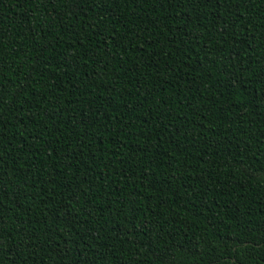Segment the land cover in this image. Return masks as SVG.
I'll return each mask as SVG.
<instances>
[{
  "label": "trees",
  "instance_id": "16d2710c",
  "mask_svg": "<svg viewBox=\"0 0 264 264\" xmlns=\"http://www.w3.org/2000/svg\"><path fill=\"white\" fill-rule=\"evenodd\" d=\"M0 264H264V0H0Z\"/></svg>",
  "mask_w": 264,
  "mask_h": 264
}]
</instances>
